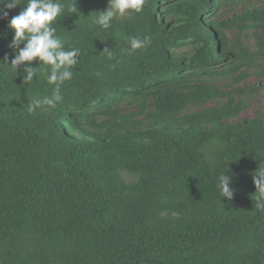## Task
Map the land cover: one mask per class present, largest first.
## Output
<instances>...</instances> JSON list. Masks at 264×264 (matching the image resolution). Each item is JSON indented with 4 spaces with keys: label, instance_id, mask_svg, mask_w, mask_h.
<instances>
[{
    "label": "trees",
    "instance_id": "obj_1",
    "mask_svg": "<svg viewBox=\"0 0 264 264\" xmlns=\"http://www.w3.org/2000/svg\"><path fill=\"white\" fill-rule=\"evenodd\" d=\"M26 3L0 18V264H264V103L240 120L258 89L239 87L256 76L264 99V0H145L107 30L108 0H77L55 26L79 63L33 113L51 86L3 64ZM131 36L151 43L122 54Z\"/></svg>",
    "mask_w": 264,
    "mask_h": 264
},
{
    "label": "clouds",
    "instance_id": "obj_2",
    "mask_svg": "<svg viewBox=\"0 0 264 264\" xmlns=\"http://www.w3.org/2000/svg\"><path fill=\"white\" fill-rule=\"evenodd\" d=\"M144 3L145 0H108L104 11L93 12L95 13L93 23L107 30L112 27L114 20L122 19L132 13H141ZM76 4L77 0H70L67 4L62 3L61 0H27L22 10L12 16L7 24L8 30L13 33L9 47L16 50L10 64L5 57L3 64L7 70L17 75L18 69L24 66L23 84L33 83L42 75L51 86L50 95L34 98L28 102L29 113L37 109L51 111L64 100L62 87L73 78V70L79 63L81 49L68 45L65 38L57 34L55 25L65 15H79ZM0 5H3L0 7V18L7 19L8 10L20 6V0H0ZM150 43V36L143 39L131 36L128 38V47L121 49V53L131 55ZM103 52H107L110 59L113 58L114 54L111 50L105 49ZM33 61H38L39 66L33 67ZM94 75L99 77L101 74L96 72ZM232 180V176L226 175V172L217 177L219 195L229 201L235 193V189L231 186ZM252 180L256 188L255 194L251 197L254 208L264 212V164L260 165L252 175Z\"/></svg>",
    "mask_w": 264,
    "mask_h": 264
},
{
    "label": "rangeland",
    "instance_id": "obj_3",
    "mask_svg": "<svg viewBox=\"0 0 264 264\" xmlns=\"http://www.w3.org/2000/svg\"><path fill=\"white\" fill-rule=\"evenodd\" d=\"M233 12L234 11L228 12L226 16H229V18L233 17ZM246 85L254 86L255 88L258 89V91L254 94V97L251 99L250 107L241 115L240 120L251 119V118L257 117L258 114L262 111V107L264 103L263 93L259 88L262 85L261 79H259L256 76H253L249 78L246 83L240 85L239 87H244Z\"/></svg>",
    "mask_w": 264,
    "mask_h": 264
}]
</instances>
